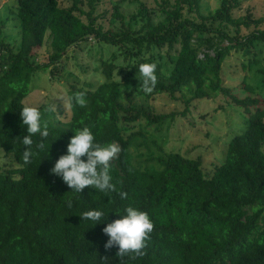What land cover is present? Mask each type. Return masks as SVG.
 Wrapping results in <instances>:
<instances>
[{
    "label": "trees",
    "instance_id": "16d2710c",
    "mask_svg": "<svg viewBox=\"0 0 264 264\" xmlns=\"http://www.w3.org/2000/svg\"><path fill=\"white\" fill-rule=\"evenodd\" d=\"M70 1L71 6L63 7L58 0H16L21 33L29 41L27 51H14L9 43L0 45V150L19 165L0 170V264H264V97L240 98L222 85L220 76L232 49L252 54L256 42L264 43V30L259 28L264 17L252 18L250 12L235 17L232 12L240 7V0H220L218 8L206 15L199 13L200 0H163L159 4L163 19L157 23L140 5L144 22L134 28L115 6L112 17L121 25L104 29L97 23L100 0H85L87 10L82 0ZM242 29L249 32L242 34ZM41 31H47L50 39L48 59L42 63L32 51ZM89 36L119 47V53L99 59L95 72L102 80L96 88L93 83L70 87V127H47V137L34 135L33 155L25 163L22 138L27 131L19 112L27 106L22 100L28 94L29 75L49 69L53 76L66 51ZM202 45L213 55L204 51L199 57ZM163 54L173 63L167 81L161 78ZM122 57L125 65L118 63ZM141 63L157 66L153 91L168 92L172 99H177L176 92L191 95L185 99L184 111L155 113L128 94L126 103L122 101L124 86L142 85ZM17 67L25 73H18ZM78 92L85 94L84 107L74 101ZM218 94L228 96L248 114L222 162H211L207 168L201 158L169 152L151 158L157 171L141 170L132 163L131 142L138 136L143 145L147 140L141 131L124 135L121 121L128 125L144 120L160 127L168 119L185 116L192 100ZM83 127L90 128L95 142L120 146L111 161L116 187L111 193L91 186L76 193L50 173L69 138ZM119 192L127 193L126 199ZM126 206L146 211L153 221L142 255L118 256L116 247H104L107 236L102 228L118 219ZM89 209L110 211L108 219L95 226L83 221L80 215Z\"/></svg>",
    "mask_w": 264,
    "mask_h": 264
},
{
    "label": "rangeland",
    "instance_id": "374dc122",
    "mask_svg": "<svg viewBox=\"0 0 264 264\" xmlns=\"http://www.w3.org/2000/svg\"><path fill=\"white\" fill-rule=\"evenodd\" d=\"M58 1L63 7H69L72 4L70 0ZM82 1V8L87 10L85 0ZM162 1L100 0L96 8L97 23H101L104 29H119L120 19L112 17L113 7L117 6L120 14L124 17V22L138 28L144 22L139 15L140 5L148 9L153 17V22L157 23L163 19V14L159 10V4ZM240 1V7L232 12L235 17L245 15L247 12H250L252 18L264 17V0ZM219 4L220 0H200L199 13L206 15L218 8ZM15 9L16 0H0V45L2 42L9 43L11 47H14V51L25 53L29 41L22 36L20 19L16 15ZM104 11H107L105 15H103ZM133 16L135 19H132ZM82 18L86 20L84 16ZM194 18L197 19L196 15ZM259 28L264 30V22L260 24ZM248 32L246 29L241 31L242 34ZM203 37L205 36L203 35ZM49 42L48 32L41 31L39 44L32 48L37 62L47 61ZM226 44L227 42L223 43V45ZM255 45L252 54L232 49L222 64L220 76L222 85L231 89L236 96L243 98L248 95L263 100L264 73L261 71H264V43L258 41ZM118 48L96 41L92 36L71 46L61 58L53 76L50 75L49 69L35 71L29 75L28 94L22 103L40 109L44 114L42 118L46 127L67 129L70 127V120L73 116L68 97L70 87L72 85L87 87L93 83L96 88L99 84L98 81L102 80L100 73L95 72L99 68V59H107L111 53L119 51ZM204 51L213 55L212 51L206 50L202 45L199 46V57H203ZM252 59H258V62L253 63ZM118 61L124 65L126 63L123 57ZM161 64V78L167 81L173 63L163 54ZM16 71L25 73L21 67H17ZM17 76L15 75L11 80L14 81ZM246 86H251L252 89L249 90ZM127 94L132 97L135 103L150 107L155 113L167 114L173 111H184L185 99L191 96L187 91L185 94L176 92L177 99H172L168 92L152 90L151 93H145L142 85H129V87H123L122 101L124 103H126L125 96ZM251 111H254V107L251 108ZM247 115L242 108H237L228 96L218 94L211 98L192 100L185 116L178 115L173 121L168 119L160 127L154 124L147 125L144 120L128 125L121 121L120 126L124 135L141 131L147 140L146 145H143L142 136H138L129 146L132 163L141 170L148 168L151 171H157L159 167L151 161V158L169 152H179L186 157L201 158L204 166L209 168L211 167L209 163H218L225 159L229 141L234 135L242 132ZM18 166L12 156L5 155L0 150L1 171L13 170Z\"/></svg>",
    "mask_w": 264,
    "mask_h": 264
},
{
    "label": "clouds",
    "instance_id": "9594fccd",
    "mask_svg": "<svg viewBox=\"0 0 264 264\" xmlns=\"http://www.w3.org/2000/svg\"><path fill=\"white\" fill-rule=\"evenodd\" d=\"M156 67L155 63H141L138 66L145 93H151L156 85ZM84 95L83 92L74 95L75 103L81 107L86 105ZM19 116L27 131V135L22 138V143L26 146L23 159L25 163H28L33 155L32 137L36 134L42 138L47 137L48 130L42 118L43 114L37 107L24 106ZM39 147L43 148L44 145L40 144ZM120 151L117 143L101 145L95 142L90 128L83 127L77 129L69 138L65 153L55 160L50 173L59 177L71 191L76 193H80L86 186H91L100 193H111L116 190L110 174L111 161ZM119 196L122 200L126 199L127 193L119 192ZM109 212L102 209H89L80 217L83 221H88L95 226L106 221ZM118 216V219L107 223L102 228L103 234L107 236L104 243L105 249L116 247L118 256L130 253L142 255L141 249L145 247V242L154 227L149 214L138 207L126 206L122 214Z\"/></svg>",
    "mask_w": 264,
    "mask_h": 264
}]
</instances>
